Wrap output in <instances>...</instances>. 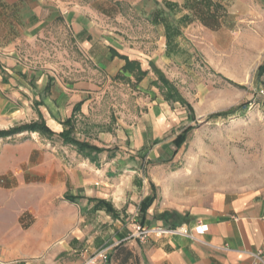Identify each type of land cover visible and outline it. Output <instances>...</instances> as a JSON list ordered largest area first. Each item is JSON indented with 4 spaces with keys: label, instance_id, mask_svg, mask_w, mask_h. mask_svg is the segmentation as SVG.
Here are the masks:
<instances>
[{
    "label": "rangeland",
    "instance_id": "1",
    "mask_svg": "<svg viewBox=\"0 0 264 264\" xmlns=\"http://www.w3.org/2000/svg\"><path fill=\"white\" fill-rule=\"evenodd\" d=\"M95 1L99 36L148 52L160 47L161 33L166 63L152 58L145 69L116 51L122 71L86 72L83 80L95 85L79 100L51 72L43 88L49 102L35 98L31 117L0 129L44 121L54 132L0 138V192L7 193L0 207L9 227L2 236L37 240L48 225L52 248L66 246L57 256L65 264H84L106 249L111 264L122 253L119 231L131 234L137 213L154 203L170 214L212 192L264 193V0H148L145 16L136 4ZM154 110L165 116L159 129L148 117ZM61 133L96 149L79 151ZM73 171L82 187L71 186ZM99 200L113 211L96 208ZM31 248L1 246L0 257L10 252L24 264Z\"/></svg>",
    "mask_w": 264,
    "mask_h": 264
},
{
    "label": "crops",
    "instance_id": "2",
    "mask_svg": "<svg viewBox=\"0 0 264 264\" xmlns=\"http://www.w3.org/2000/svg\"><path fill=\"white\" fill-rule=\"evenodd\" d=\"M115 1L136 4L139 14H147L145 4L148 0ZM81 2H88L87 7ZM95 3V0H0V129H7L31 117L35 98L42 99L46 104L49 102L43 88L48 85L51 72H56L57 85L73 87L76 94L74 100H79L83 89L95 85L93 79L83 80L86 72L90 76V72L99 68L115 76L122 71L126 62L116 55V51L131 60H139L145 69L149 68L148 60L152 58L160 56L166 63L167 60L161 57L164 50L161 33L157 41L160 47L154 46L148 52L143 45L118 48L120 46L115 44L113 36H99L94 26L97 17L93 9ZM65 72L72 77L69 78L71 83L60 77ZM61 98L64 101V93ZM39 112L48 119L50 113L46 105H41ZM160 113L154 110L148 116L158 129L161 118H165ZM70 179L73 188L82 187L86 182L80 181L76 171L72 172ZM138 179L141 181L142 178L139 176ZM86 195L94 196L88 189ZM99 197L108 196L104 193ZM6 198L7 193L0 192V206ZM6 211L7 208L0 207V247H35L36 250L31 248L26 251L28 258H25L24 264H65L57 256L62 250H67L66 246L52 248L55 241L49 238L48 225L41 228L44 234L37 240L2 236L3 231L9 230ZM166 211L157 209L154 203L147 212L137 213L138 221L144 225L171 224L189 228L202 223L208 225V231L199 240L166 236L141 242L129 238V231L121 229L122 253L111 264H253L254 259L248 252L258 251L264 258L262 192H212L201 196L200 201L187 211L177 210V213L170 214ZM75 218L65 219L66 230L72 228ZM77 239L80 240V237L77 236ZM223 246L228 249H219ZM9 253L4 258L0 257V264H18L10 260L13 257Z\"/></svg>",
    "mask_w": 264,
    "mask_h": 264
},
{
    "label": "built area",
    "instance_id": "3",
    "mask_svg": "<svg viewBox=\"0 0 264 264\" xmlns=\"http://www.w3.org/2000/svg\"><path fill=\"white\" fill-rule=\"evenodd\" d=\"M208 231L207 224H199L194 228H189L185 225H171V224H154V225H144L139 221H134L133 232L129 238L139 240L141 242H146L151 238H162L166 236H183L190 238L192 240H199V238ZM219 249H228L227 246L219 247ZM106 250H102L97 254H94L89 258L84 264H102L107 262ZM249 255L254 259L253 264H264V258L262 252H248ZM105 264V263H104Z\"/></svg>",
    "mask_w": 264,
    "mask_h": 264
},
{
    "label": "trees",
    "instance_id": "4",
    "mask_svg": "<svg viewBox=\"0 0 264 264\" xmlns=\"http://www.w3.org/2000/svg\"><path fill=\"white\" fill-rule=\"evenodd\" d=\"M125 67L127 68V64ZM26 130L31 131V132H40L41 134L48 135V136L54 135V132L46 125L44 121H42V122H34V123H31L25 126H18V127L10 128L8 130H0V138L12 136L21 131H26ZM61 135L66 137V140L68 142L78 144L79 151H83V149L85 148L96 149L95 147L90 146L87 143H80L72 138H69L68 133H61ZM105 206L107 207L108 210L113 211L112 206H110V204L106 202L105 200H99L97 202L96 208H100V207L103 208Z\"/></svg>",
    "mask_w": 264,
    "mask_h": 264
}]
</instances>
